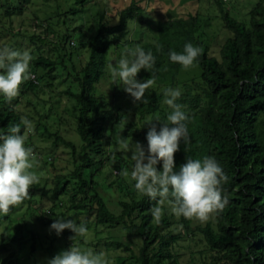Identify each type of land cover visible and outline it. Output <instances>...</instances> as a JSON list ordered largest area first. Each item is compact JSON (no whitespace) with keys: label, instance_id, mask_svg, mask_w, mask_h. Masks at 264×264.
Wrapping results in <instances>:
<instances>
[{"label":"trees","instance_id":"16d2710c","mask_svg":"<svg viewBox=\"0 0 264 264\" xmlns=\"http://www.w3.org/2000/svg\"><path fill=\"white\" fill-rule=\"evenodd\" d=\"M138 1L131 0L126 8L119 11L116 24L108 25L104 21L98 23L95 35L86 41L89 52L82 64L79 61L80 64L76 66L72 60V48L77 45L72 46L74 42L71 43L68 31L57 35L54 42L58 50L56 59L52 60L37 52L30 63L29 70L34 74L20 85L24 90L51 86L52 80L59 76L54 73L56 69H69L70 78L76 83L68 85L64 93L75 103L78 153L73 140H64L57 133L55 135L72 148L80 164L68 174H57L51 189L47 191L58 198V202L64 195L69 196V208L74 210L73 219L84 221L85 224L86 220L93 222L91 225L87 223V228L101 224L110 231L122 228L140 237L137 252L131 251L128 257L115 264H181L174 244L182 234L169 228L172 214L164 210L160 222L153 223L151 209L158 205L159 198L151 200L142 195L134 186H130L129 179L125 180L120 175L123 169L130 173L134 164L130 159L131 153L128 159L116 149H126L124 143L118 142L121 138L129 145L137 137L147 148L146 134L152 126L148 122L152 121L157 131L162 123L168 122L167 116L172 109L165 103L164 92L177 84V74L182 66L170 60L169 52H183L184 45L191 42L202 49L201 55L194 61L200 73L195 75L191 67L193 74L182 83L181 96L176 101L188 117L185 123L190 139L187 146L181 140L179 150L174 154L176 170L186 162V156L194 160H203L205 156L214 157L228 177L222 184V196L228 197V204L222 211L214 213L213 220L204 225L191 228L190 219L180 216V220L187 229L185 233H193L194 229L200 232V238L209 250L216 252L213 256L221 260V264H264V0H259L249 10L246 21L230 15L222 7V0H216L224 27L229 31L219 46L217 56L209 54V46L197 34V14L167 19L156 25L154 40L137 47L146 53L151 51L155 56L154 68L144 70L146 78L151 75L155 77L158 87L147 90L145 96L148 103L132 105L130 117L126 118L127 109H108L109 101L103 93L96 94V85L106 70L108 47L118 46L121 37L128 33L129 20L143 12ZM78 2L82 5L85 0ZM80 9L72 8L70 12L76 13ZM29 38L33 42L35 39L42 42L36 34H31ZM129 41L124 39V43ZM40 48L37 47L38 51ZM132 51L135 49L128 48L121 52L132 59L129 55ZM120 59L115 60L114 68H118ZM66 61L70 62V66ZM38 68H42V72L36 71ZM24 90L21 88L20 93ZM125 95L123 101L133 102L130 94V99ZM17 98L9 103L0 94V134H7L9 128L16 124H20L23 134L25 126L21 124V116L14 107ZM26 147H30V144ZM107 163H112L107 175L117 170L114 182L116 190L122 192V196L116 200L118 211L110 209L107 200L96 190L97 187L105 189L111 186L99 184L94 178V171H99ZM157 168L162 170V161ZM38 186L39 183L34 184V188ZM34 193L31 192V195ZM171 199L169 196L164 202L169 203ZM15 207L11 208L7 216L0 214V222L5 219L11 221L10 214ZM52 210L53 207H50V214H54ZM61 217L71 219L64 212ZM39 219L45 222L44 217ZM8 230L9 226H5L2 231L0 250H7L14 239L13 236H7ZM82 242L79 236L71 239L73 245ZM95 245L108 250L112 245L118 248L123 243L118 235L111 234L103 243ZM126 248L130 249L128 246Z\"/></svg>","mask_w":264,"mask_h":264},{"label":"rangeland","instance_id":"374dc122","mask_svg":"<svg viewBox=\"0 0 264 264\" xmlns=\"http://www.w3.org/2000/svg\"><path fill=\"white\" fill-rule=\"evenodd\" d=\"M258 1L222 0L221 5L233 17L246 21L249 17V10ZM130 2L131 0H85L81 5L78 0H0V48L8 46L19 51L27 50L33 59L39 52L53 60L58 55V50L54 45L57 35L68 31L67 33L71 35L70 41L74 42L72 46L77 45L76 48H72L73 55L71 56L78 66L79 61L82 64L87 59L89 47L86 41L95 35L98 23L104 21L108 25L116 24L119 11L126 8ZM138 4L143 8V12L138 17L129 20L128 33L121 37L118 46L108 47L106 70L96 85L98 86L96 94L103 93L107 97L108 109L119 107L120 110L127 109L126 118L130 117L129 109L134 103L132 100H129L128 103L122 100L126 96L125 94L129 99L130 96L121 85L115 83L112 85L114 79L116 83H120V81L111 75L115 60L124 56L121 51L125 52L128 48L134 50L141 43L154 40L156 37L155 27L160 22L167 19L185 18L189 14L198 15L197 34L203 43L209 46V54L217 56L219 46L229 34V31L224 27L216 0H139ZM72 8L81 9L76 13H71L70 9ZM31 34L38 35L42 42L39 39H35V42L31 41L29 38ZM124 39L130 41L124 43ZM38 46L41 47L40 51L37 49ZM66 63L70 66V62L66 61ZM191 67L194 68L195 75L200 73L196 63L193 62ZM191 67L185 69L181 66L177 74V84L173 89L181 90L182 83L186 82L193 74ZM36 71L42 72V68H38ZM30 72L34 74L32 71ZM55 72L59 76L52 80V85L49 87L40 86L35 90H24L20 86V89L22 88L24 91L19 94L17 102L14 103L20 116L26 117L33 126L30 131L24 129L22 135L27 136L25 146L29 143L33 149L35 160L31 171L36 172L39 176V186L37 188H34V185L30 187L29 198L15 207L10 214L11 221L5 219L0 222V245L5 226H9L7 236L14 237L7 250H0L2 251L0 264H47L48 260L56 254L70 248L72 245L70 237L75 235L70 229L63 230L60 235L50 229V225L58 216L61 217L63 212L66 217L73 219L74 210L69 208V196L64 195L58 202V198L53 197L48 191L56 180L57 174H68L80 164L78 156L75 152L73 153L72 148L67 146L62 139L56 138L55 135L57 133L64 140H73L75 151H78L79 139L75 132L74 120L75 103L64 93L68 85L76 83L72 82L69 69L67 71L56 69ZM137 79L141 82L148 79L144 69L138 72ZM157 87L158 85L154 83L148 90ZM130 142L126 149H116L124 153L128 159L130 158L129 153L135 148V143L141 144L140 137ZM111 165L112 163H107L99 171L95 170L94 178L99 184L111 185L105 189L97 187L96 190L107 200L110 209L118 211L116 200L122 196V192L116 190L114 182L117 170H112L110 175L106 174ZM128 179L130 186H134L135 181L131 177L125 178V180ZM31 192L35 193L31 195ZM56 203L61 205H56ZM50 207H53L54 214L49 213ZM161 207L163 211L172 214L169 228L182 234L174 244L181 264H221L222 261L216 260L213 256L216 252L209 250L200 238V232L194 229L193 233L190 231L185 233L187 229L184 228L180 216L177 217L171 211V205L164 202ZM39 217H44L45 222H41ZM209 220H213V214L207 221ZM81 222L84 223V221ZM85 222L90 225L93 223L91 220ZM206 222L193 218L191 219V228L204 225ZM153 223H156L154 218ZM109 231L101 224L94 228L92 226V228H88L87 237H82L84 242L74 246L91 249L96 254L103 253L104 258L107 255V259L105 258L107 263L111 264L128 257L131 251L137 252L141 243L140 237L130 234L122 228L112 229L111 233ZM111 234L118 235L123 246L113 248L114 245H112L111 249L106 250L104 246L95 245V243H103L105 238ZM4 258H6L5 261H3Z\"/></svg>","mask_w":264,"mask_h":264},{"label":"clouds","instance_id":"9594fccd","mask_svg":"<svg viewBox=\"0 0 264 264\" xmlns=\"http://www.w3.org/2000/svg\"><path fill=\"white\" fill-rule=\"evenodd\" d=\"M73 43V41H71ZM202 49L191 42L184 45L183 52H169L172 62L185 69L201 55ZM132 59L122 56L118 68L111 69V75L119 78L124 91L133 98V103H148L145 92L155 83V77L141 82L137 74L141 69L150 70L155 66L156 58L151 51L147 53L140 47L129 53ZM33 59L29 51H19L8 46L0 48V94L10 103L20 94V85L32 78L30 61ZM165 103L172 109L167 116V123L157 131L152 126L146 134L147 148L139 142L131 152L134 161L131 172L123 169L120 175H129L135 181L136 191L151 200L159 198L158 206L151 209V215L159 223L163 215V205L169 196L171 211L177 216L197 219L206 222L209 217L220 212L228 204V197L222 196V184L228 177L214 157L205 156L203 160L186 156V162L176 170L174 154L179 150L181 140L185 146L190 142L186 121L187 115L176 101L181 96L179 89L165 90ZM160 122L158 119L156 120ZM21 124L26 131L32 129V123L21 117ZM26 135L21 134L20 124L9 128L7 134H0V214L7 216L11 208L22 204L29 198V189L39 183V176L31 171L34 167V153L31 147L25 146ZM120 143H127L121 138ZM162 161V170L157 165ZM60 235L63 230L70 229L75 235L70 237H87L88 228L85 223H77L74 219L57 217L50 225ZM47 264H107L104 254H96L91 249H82L73 244L48 260Z\"/></svg>","mask_w":264,"mask_h":264},{"label":"built area","instance_id":"2783aa9c","mask_svg":"<svg viewBox=\"0 0 264 264\" xmlns=\"http://www.w3.org/2000/svg\"><path fill=\"white\" fill-rule=\"evenodd\" d=\"M32 77H33V75H32Z\"/></svg>","mask_w":264,"mask_h":264}]
</instances>
